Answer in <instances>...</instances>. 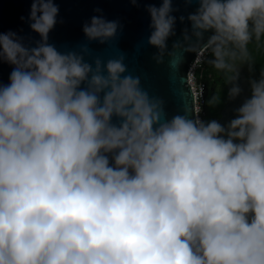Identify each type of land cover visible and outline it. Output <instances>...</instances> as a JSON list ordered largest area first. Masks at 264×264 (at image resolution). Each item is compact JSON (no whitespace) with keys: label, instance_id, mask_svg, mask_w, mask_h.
Returning <instances> with one entry per match:
<instances>
[{"label":"clouds","instance_id":"clouds-1","mask_svg":"<svg viewBox=\"0 0 264 264\" xmlns=\"http://www.w3.org/2000/svg\"><path fill=\"white\" fill-rule=\"evenodd\" d=\"M196 2L171 50L173 0L147 7L153 59L178 70L210 50L235 73V99L229 61L264 37V0ZM58 13L32 0L34 47L0 32V63L13 66L0 83V264H264V72L226 126L186 109L169 119L124 56L89 63L87 44H49ZM121 28L99 15L82 30L106 44Z\"/></svg>","mask_w":264,"mask_h":264},{"label":"water","instance_id":"water-1","mask_svg":"<svg viewBox=\"0 0 264 264\" xmlns=\"http://www.w3.org/2000/svg\"><path fill=\"white\" fill-rule=\"evenodd\" d=\"M59 8L57 23L50 31L48 43L54 45L58 51H80L82 45L87 44L89 54L85 60L89 63L99 57L104 61L124 56L128 72L139 76L141 85L150 95L162 98L165 101V111L170 119L176 114H184V110L196 113L195 95L190 84L189 73L196 62L204 55L206 49L201 47L198 51L185 54L178 70L169 66V58L165 57L163 64H157L153 59L157 49L150 46L147 41L151 33L149 5L160 6L161 0H54ZM32 0H0V32H15L22 38L25 46L34 47L40 36L30 28V9ZM172 15L176 17L175 35L168 41V49H172L174 42L183 41L185 29L191 33V24L187 17L199 7L196 0L187 3L186 0H173ZM102 10L101 12L95 11ZM103 15L106 20L119 21L122 28L118 30L115 39L100 44L98 41L88 42L83 25L91 17ZM185 19L181 22L180 17ZM23 18V19H22ZM211 33L205 34V39ZM13 66L0 63V83L7 84ZM235 73L229 78V80ZM228 80V82H229ZM225 85L228 93L231 83ZM241 88V94L230 99L220 111L217 120L222 125L236 115V110L243 101L250 97L249 80L245 73L239 71L236 82ZM208 88V87H207ZM197 114V113H196Z\"/></svg>","mask_w":264,"mask_h":264},{"label":"trees","instance_id":"trees-1","mask_svg":"<svg viewBox=\"0 0 264 264\" xmlns=\"http://www.w3.org/2000/svg\"><path fill=\"white\" fill-rule=\"evenodd\" d=\"M211 59H213L212 54L207 56L206 60L202 64L201 71L198 74L201 76L200 80L202 82L209 83V79H212L214 83V89L213 91H211L206 105L212 109V112H214V114L212 117V113L208 114V116H205L204 118L208 119V117H211V120H218L220 111L228 101V93L225 89V85L227 84L229 78L234 74V72L221 71L216 69L211 63H209ZM229 62L233 64L234 68L241 67L239 70L245 73L249 82L253 79H259L261 73L264 72V37H262L258 41L254 39L249 43L248 56L246 59L242 60L240 58H237Z\"/></svg>","mask_w":264,"mask_h":264},{"label":"built area","instance_id":"built-area-1","mask_svg":"<svg viewBox=\"0 0 264 264\" xmlns=\"http://www.w3.org/2000/svg\"><path fill=\"white\" fill-rule=\"evenodd\" d=\"M209 51L210 50H206L204 55L196 62L189 73L190 84L195 95L196 113L201 120H203L205 116L207 83L200 80L201 76L198 73L201 71L202 63L206 60Z\"/></svg>","mask_w":264,"mask_h":264},{"label":"rangeland","instance_id":"rangeland-1","mask_svg":"<svg viewBox=\"0 0 264 264\" xmlns=\"http://www.w3.org/2000/svg\"><path fill=\"white\" fill-rule=\"evenodd\" d=\"M211 54H212L211 51H209V52L207 53L208 56L211 55ZM207 55H206V56H207ZM203 63H204V61H203ZM203 63H202V64H203ZM238 68H239V67H238ZM240 68H241V67H240ZM240 68H239V69H240ZM210 77H211V76H210ZM210 77H208V78H210ZM209 81H210V82L207 83V85H208L207 87H209V88H210V91H211L212 89H214V87H213V86H214V85H213L214 83H213L212 79H209ZM222 86H223V85H222ZM210 91H209V89H208L207 94H206V100H207V98H208L209 95H210V93H209ZM205 112L207 113L206 116H208V114H211V113H212V114H211V117H212L213 114H214V112H212V109H211L210 107H207L206 110H205ZM211 117H208V119H207V118H204V121H211Z\"/></svg>","mask_w":264,"mask_h":264},{"label":"flooded vegetation","instance_id":"flooded-vegetation-1","mask_svg":"<svg viewBox=\"0 0 264 264\" xmlns=\"http://www.w3.org/2000/svg\"><path fill=\"white\" fill-rule=\"evenodd\" d=\"M239 71L243 73V71H241V70H239ZM208 89H209V91H210V88H209V87L207 88V91H208ZM211 91H213V89H212ZM211 91H210L209 93H211ZM206 94H207V92H206ZM227 97H228V95H227ZM207 99H208V98H207ZM227 102H228V101H227ZM226 104H227V103H226ZM226 104H225V105H226ZM206 105H207V100H206ZM207 107H209V106H205V110H206ZM206 115H207V113L205 112V116H206Z\"/></svg>","mask_w":264,"mask_h":264}]
</instances>
